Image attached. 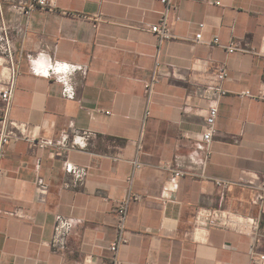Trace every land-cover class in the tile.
<instances>
[{
    "label": "crops",
    "instance_id": "crops-1",
    "mask_svg": "<svg viewBox=\"0 0 264 264\" xmlns=\"http://www.w3.org/2000/svg\"><path fill=\"white\" fill-rule=\"evenodd\" d=\"M53 1V9L26 16L10 7L16 0H0V28L13 51L11 59L0 53V90L17 72L8 111L0 99V130L4 117L24 124L2 147L0 209L22 217L0 215V264H111L114 203L128 192L140 197L129 204L121 264H250V237L198 214L256 216L252 190L234 184L223 191L190 176L174 181L163 164L235 182L264 175V100L238 96L264 87V56L194 40L201 32L203 40L259 49L264 0H169L171 37L161 42L148 30L165 10L161 0ZM36 54L85 67L71 76L74 98L31 72L28 56ZM222 63L227 92L204 145L209 101L200 92ZM155 73L148 98L144 83ZM81 130L93 132L86 150L65 157L25 138ZM65 158L86 168L82 183L65 172ZM37 178L48 187L44 202L36 198ZM56 214L77 221L59 251L49 245ZM255 249L264 253V212Z\"/></svg>",
    "mask_w": 264,
    "mask_h": 264
},
{
    "label": "built area",
    "instance_id": "built-area-1",
    "mask_svg": "<svg viewBox=\"0 0 264 264\" xmlns=\"http://www.w3.org/2000/svg\"><path fill=\"white\" fill-rule=\"evenodd\" d=\"M165 5V10L160 16L157 23L149 27V31L153 33L159 42L164 39L171 37V33L167 28V13L170 8L169 0H161ZM12 9L29 16L35 9H53V0H16L10 6ZM201 27L204 24H200ZM196 42H203L208 45H218L225 49V51L230 54L233 52L250 53L258 56H264V37L261 39L259 49H246L239 43L232 41L226 45L222 44L217 36L209 40H203L201 32L194 36ZM12 43L10 36L7 32L6 27L0 28V53L4 54L6 57H12ZM28 61L30 65V70L34 75L42 76L46 78L53 79L61 84L62 96L65 98H74L75 89L71 82L72 74L76 72H81L84 74L86 72L85 67L80 65H75L59 60H44L41 54H36L34 56H28ZM17 72H15L9 79V81L0 90V99L3 102L6 111L9 110L10 102L13 97L15 78ZM227 79V67L225 63L219 66L217 73L213 77L214 84L203 89L200 92V96L206 98L209 101V106L207 109V114L205 117V125L201 133V141L204 145H209L212 141L213 135L215 133L214 123L218 113V103L220 97L226 94V90L222 86V82ZM158 81L157 73L144 83V92L149 98L153 92L154 86ZM239 97H248L253 100H264V87L261 88L257 93H252L249 90H245L238 93ZM147 113V112H146ZM4 126L0 130V161L3 157V145L6 144L10 138L18 137V131L22 133L24 124L16 123L12 120L4 117ZM93 136V132L90 130L74 131L70 134L65 133L62 137L57 140L52 139H32L25 137L26 140L32 142L33 145L39 148H51L56 155L66 156L68 152L72 150H86L88 143ZM140 145H137V151L140 150ZM134 169H140L142 164L137 158L131 161ZM163 168L170 172V175L174 181L177 179L190 176L198 178L200 180L210 181L216 187L221 190H227L231 185L239 184L250 188L252 190V196L250 198L251 204L258 207V213L256 216H245L229 213L225 210H214L208 213H199L198 215L204 217L210 226L219 225L224 228L233 229L247 237L252 239L250 245V264H264V253H259L255 249L256 240L260 234V222L261 216L264 212V175L262 176H250L248 179L240 181H232L229 179L218 178L208 176L204 173H195L193 171L184 170L181 168L172 167L167 163L163 164ZM63 169L66 173L70 174L77 182L82 183L86 175V168L78 166L70 162L67 158L63 160ZM3 171L0 168V176H2ZM132 177L128 180L131 183ZM36 198L39 202H44L47 195L48 187L47 184L41 179L36 180ZM140 196L133 192H128L123 198L114 203V216H115V236L110 242L111 251V264H121L118 257V252L120 247L126 243V220L128 215L129 204L132 200L138 199ZM0 215L22 217L18 209L14 210H2L0 209ZM77 226V221L74 218L65 216L62 214H56L54 218L53 233L49 245L59 251L64 250L68 243V238L74 233Z\"/></svg>",
    "mask_w": 264,
    "mask_h": 264
}]
</instances>
